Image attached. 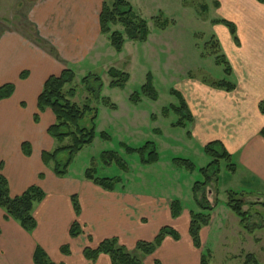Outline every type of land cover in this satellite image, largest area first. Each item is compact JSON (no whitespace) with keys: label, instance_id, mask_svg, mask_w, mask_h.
<instances>
[{"label":"crops","instance_id":"1","mask_svg":"<svg viewBox=\"0 0 264 264\" xmlns=\"http://www.w3.org/2000/svg\"><path fill=\"white\" fill-rule=\"evenodd\" d=\"M105 1L51 0L42 5L37 0L30 10L32 24L40 34L47 30L50 37H27L22 32L0 37V87L15 85L13 96L0 102V174L8 180L11 198L21 196L33 186L42 189L46 195L34 209L33 216L38 226L32 233L24 231L17 222L7 220L0 208V264H34L33 257L38 247L56 264H112L107 255L90 262L84 257V250L95 249L106 239L118 238L120 244L133 253L139 241H153L166 226L177 230L181 239L175 241L167 237L155 254L144 259L143 264H155L156 260L162 264H200L205 245L209 242L214 249L224 247L234 251L235 258H239L242 264L248 254L261 264L260 260H264V236L258 232L264 229L248 233L239 217L226 205L230 191L241 190L243 192L237 193L264 197V137L261 135L264 115L259 110V104L264 100V75L254 73L251 62L252 50L260 49L258 56H264V5L257 0H213L220 4L221 17L238 27L240 47L232 38L219 39L232 66V76L237 79L233 92L216 90L203 83L202 77H191L194 73L191 69L185 74L175 62L176 56H169V59L173 58L170 61L172 66L169 61L168 65L163 63L167 58L162 62L163 79L173 83V90L183 95L192 115L193 121L186 126L188 142L198 145L202 151L211 142H221L231 155V162L238 155L234 165L236 171L241 170L245 177L239 188L225 189L224 200L220 199L219 186H210L217 205L212 212L205 213L211 216V221L200 233L201 250L194 247L189 235L191 214L203 213L194 195L195 184L203 183L194 181L192 175L196 172L187 177L189 173L175 166L169 168L162 157L159 163L152 165L165 169L166 172L161 171V178L149 179L141 172V180L147 188L161 185L158 181H174L179 198L176 196V200H171L168 194H140L134 190L136 187L132 188L123 180L114 192H107L93 187L83 178L77 179L69 174L59 178L54 169L43 162V152L52 153L57 149V142L48 134V129L56 122L55 116L50 109L40 114L38 110V98L46 81L52 76H60L66 69L76 71V75L89 62L93 66L104 63L102 70L105 69L103 72L109 75V70L114 68L111 67V59L118 58L119 63L126 46L133 44L127 42L123 52L117 53L108 37L101 34L99 16ZM147 44L148 41L144 43ZM192 55L194 61H201L200 54ZM118 110L108 112L119 117ZM36 114L40 115L38 123L34 118ZM150 116L145 111L134 110L129 121H123L120 128L141 138L142 127L146 125L156 132L155 135L163 137V148H171L164 140L163 131L150 127ZM97 132L104 131L97 127ZM24 144L30 145V156L25 155ZM156 170L159 174L160 170ZM136 184L142 183L136 181ZM184 184L190 193L182 196ZM74 196L78 197L81 206L79 216L73 209ZM174 201H179L183 208L181 216L176 219L171 213ZM250 211L252 216L258 215L252 220L261 222L259 214L254 209ZM75 222L82 228V235L78 238L70 235ZM213 229L217 230L215 235ZM65 245L70 249L68 255L61 250Z\"/></svg>","mask_w":264,"mask_h":264},{"label":"rangeland","instance_id":"2","mask_svg":"<svg viewBox=\"0 0 264 264\" xmlns=\"http://www.w3.org/2000/svg\"><path fill=\"white\" fill-rule=\"evenodd\" d=\"M36 1L37 0H0V37L12 32H22L26 34L27 37H50L47 30L45 33L42 32L40 34L39 29L32 24L33 21L32 18H30V10ZM50 1L51 0H38V2L42 5L47 4ZM128 1L133 6L135 12L148 22L150 29L148 44L144 45V43L132 42L133 44H128L126 46L124 53L119 59V63L118 58L111 59V67L120 68L119 70H123L130 74V81L125 89H112L108 87L111 80L109 75H106V73L103 72L105 69L102 70L101 66L104 65V63H100L98 66H93L91 64L92 62H89L85 66L81 67V69L76 73L74 83L70 87H66L65 91H68L69 89L76 90L77 94L73 99V102L79 106H84L88 103V100H90L92 107L98 110L97 127L99 128V131L107 132L112 137V140L108 142L98 137L92 145L85 147L83 151L80 152L73 160L68 174L77 179L83 178L86 182H88L85 178L86 171L89 168L95 167L97 168V176L99 178H121L125 184L127 182L132 188L133 186L136 187L134 190H137L140 194H155L154 196L168 194V196H171V200H176L177 195L174 187V181H158V184H161L162 186L158 185L156 187L147 188L145 184H143L144 181L141 180V172H143V174L149 179H157L161 178V171L166 172L165 169L158 168L159 166L152 167L143 165L141 163L140 155L128 154L125 149L120 147V144L125 143L133 149H139L142 148L146 142H154L158 146L159 151H161L160 154L162 159L165 163H168L167 165L169 168L172 166H175V168L177 167L173 163V158L178 157L191 160V162L195 163L197 166V170L195 171L196 174L192 175L194 181L204 182L205 180L200 174L199 169L204 166L207 167L211 160L202 150H200L198 145L194 143L190 144L188 142V130L186 128L174 126L180 121L181 117L174 113L171 108L172 106H178L179 102L178 99L170 93V90L174 88L173 83L165 82L163 79L164 76L162 77V65L165 63L168 65L169 61V65L172 66L170 61L172 62L173 58L169 59V56H176L174 60L182 67L185 74L192 70L194 73L191 74V77H202V80L207 81V84L209 85L210 83L223 80L226 78L224 68L223 66L216 65L215 63V51L217 49L215 45H213L214 40L212 39L213 37L216 38L215 40L218 41L220 49L222 50L221 54H223L225 49L222 41L219 42V39L221 37H229L231 39L232 36L229 29L223 23L218 24L219 20H225L232 23L235 26L237 37H239L238 27L234 22L221 17V12L218 9L220 4L219 7L216 6L217 3L215 4L213 0ZM157 17H162L164 20L169 22V26L164 31H159L155 28L154 19ZM259 51L260 49L252 50V54L254 56L251 58V62H253L252 71L263 76L264 56H258ZM192 54H200V57L202 58L201 61H194ZM165 58L168 60H165ZM85 72H87L86 75ZM90 75H96L102 79L104 87L101 99L103 97L108 98L109 101L116 106V109H119V117H114L113 114L109 113L116 110L112 111V109L108 107L106 108L101 99H93V96L88 94L86 87L83 84V79ZM149 75L153 77V84L159 95L158 101H152L148 97L140 94L141 100L139 103L133 104L130 101L131 95L141 92L142 86L147 83ZM228 80L230 82H237L235 75L229 77ZM93 84L98 87L96 82L93 81ZM261 103L264 105V100H262L260 104ZM134 110L145 111V114L151 115L148 120L150 124H148L153 129L163 131L164 140L171 148H163L161 145L163 137L155 135L156 132L149 129V127H146V125H143L142 127L143 135L141 138L131 136L120 128L124 124L123 121H129ZM165 110H169V112L165 114ZM105 115L108 117H105ZM70 144L71 140L67 139L63 144L57 142L55 148L58 149L66 147ZM180 146L181 148H178ZM104 152L119 153L121 158L128 164L129 171L123 172L116 165H112L110 167L104 165L101 161V155ZM66 158V154H61L59 161L64 162ZM238 159L239 157L236 155L234 159H232L234 161L229 162L222 160L219 164V180L215 183V185H217V188L219 186V192L221 195L220 199H226L225 189L227 187L239 188V184L245 178L241 170L236 172H231L229 170V166L237 164ZM55 165L56 162H51V164H49V168L53 170ZM142 169L150 170L146 171ZM156 169L160 170L159 174ZM179 170L186 171L185 169ZM168 172L171 173L172 171L168 169ZM186 173H189L187 177L191 176L189 171H186ZM136 181H139L142 184L137 185ZM88 183L93 187L100 188L92 182ZM181 189L183 190L182 196L190 193L187 191L185 184L181 187ZM239 191L243 192L241 190ZM207 196H211L213 199V191H209ZM201 197L202 196H200V198ZM253 198L256 199L257 197L253 196L245 199L247 202H251V199ZM250 209H254L259 214V218L261 220V222H256L255 220L253 222L259 225L262 223L264 225V206H250ZM250 209L248 207L245 208V210L249 211ZM255 216L258 215H253V219H255ZM213 231L215 232V229H213ZM214 232L213 234L215 235L217 230L215 233ZM258 235L263 237L264 231L262 230L261 232H258ZM205 241L206 239L204 240V243ZM203 254L211 257L210 264H242V261L239 258H235L237 255H235L234 251L231 252L224 247L214 249L211 242L205 245ZM260 262L261 264H264V260H260Z\"/></svg>","mask_w":264,"mask_h":264},{"label":"trees","instance_id":"3","mask_svg":"<svg viewBox=\"0 0 264 264\" xmlns=\"http://www.w3.org/2000/svg\"><path fill=\"white\" fill-rule=\"evenodd\" d=\"M257 1L259 4L264 5V0ZM99 22L101 34L108 37L111 46L117 53L123 52L127 42L145 43L148 41L150 35L148 22L135 12L133 6L128 0L105 1L101 9ZM154 22L155 28L159 31H164L169 26V22L162 17L155 18ZM219 23H223L229 29L235 45L240 47L241 44L239 37L236 36L237 32L235 26L225 20H219L218 24ZM215 39V37L212 39L214 40L213 45H215L217 49L215 51V63L216 65L223 66L226 78L219 80L218 82L210 83V85L207 84V81H203V83L216 90L230 93L236 89V83L228 80L229 77L233 75V69L225 53L221 54L222 50L220 49V44ZM109 77L111 79L109 87L112 89L120 88L123 90L130 81L129 73L115 68L109 70ZM75 79V72L71 69L64 70L60 76L50 77L46 81L43 91L38 98L39 114L50 109L56 119L55 124L48 129L49 136L60 144H63L67 139L71 140L69 146L58 148L52 153H42V160L46 165L51 164V162H56L53 169L59 178H65L68 175L69 168L75 157L82 152L85 147L92 145L98 137L106 142L112 140V137L108 133L101 132L99 134L97 132L96 122L98 119V110L92 107L90 100H88L87 104L81 107L73 102V99L77 94L76 90L69 89L68 91H65L66 87H70ZM93 81L97 83L98 87L93 84ZM83 84L85 85L88 94L93 96V99H101L104 85L99 76L90 75L85 77L83 79ZM14 93V84H5L1 86L0 102L10 99ZM170 93L176 97L179 102V105L172 106L171 110L181 117L180 121L174 126L186 128L187 124L193 121L186 101L180 92L172 89L170 90ZM140 94L148 97L152 101H158L159 95L155 90L153 77L151 75H149L147 83L142 86L141 92L131 95L130 101L133 104L139 103L141 100ZM101 101L105 107L116 110V106L112 104L108 98L103 97ZM262 103L260 104V112L264 114V105ZM168 112L169 110L164 111L165 114ZM39 114H36L34 117L36 123L40 121ZM261 135L264 137V129L261 131ZM120 147L125 149L130 155H140L141 163L146 166H152L162 160V156L158 153L153 142H147L139 149H133L125 143H121ZM23 150L25 155H31V147L29 144H24ZM203 152L210 158L211 162L207 167L199 169V172L205 181L203 183H196L194 186L195 200L199 203L203 213H192L189 227V235L194 247L198 250L203 248L200 237L201 230L208 226L211 221V216L206 215L205 213L212 212L217 205L216 200L213 202L208 201L206 190L218 182L220 162L222 160L231 162V155L219 141L207 144L204 147ZM61 154L67 155L64 162L59 161ZM101 161L107 167L116 165L123 172L129 171L128 164L117 152L102 153ZM173 163L177 168L185 169L190 173L197 170V166L188 159L176 157L173 158ZM229 170L231 172H236V166L234 164L230 165ZM97 174V168L92 167L86 171L85 178L107 192H114L117 186L123 182L121 178H99ZM200 196L202 197L200 198ZM45 197L46 195L42 189L33 186L21 196L11 198L8 180L0 174V208L5 212L7 220L17 222L27 233H32L37 229L38 223L33 216V212L37 205L45 200ZM245 198L247 197L242 193L230 191L228 193L226 205L237 217H239L243 228L248 233H254L259 229H264L262 223L259 225L253 222L251 211L245 210L247 206H264V203H247ZM72 204L75 214L79 216L81 214V206L77 196L72 197ZM182 212L183 208L181 203L179 201L172 202V217L174 219L179 218ZM70 235L72 238H78L82 235V228L78 222H75L72 225ZM167 237H172L175 241L181 239L177 230L166 226L160 230L152 242L139 241L133 253L125 246H122L118 238H112L102 241L95 249L86 248L84 250V257L90 262H95L101 255H107L110 257L112 264H143L144 259L155 254ZM61 250L63 254H70L68 245L63 246ZM33 261L34 264H56L49 259L47 253L40 247L35 250ZM210 263L211 257L203 254L200 264ZM155 264L162 263L159 260H156ZM244 264H257V260L252 254H248L245 256Z\"/></svg>","mask_w":264,"mask_h":264},{"label":"water","instance_id":"4","mask_svg":"<svg viewBox=\"0 0 264 264\" xmlns=\"http://www.w3.org/2000/svg\"><path fill=\"white\" fill-rule=\"evenodd\" d=\"M211 200V199H210ZM253 203H264V197H257L256 199H251Z\"/></svg>","mask_w":264,"mask_h":264}]
</instances>
